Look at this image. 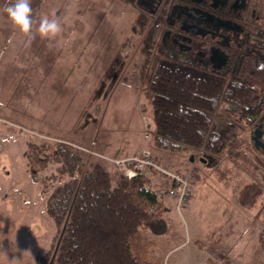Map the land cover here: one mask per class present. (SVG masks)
Listing matches in <instances>:
<instances>
[{
	"label": "rangeland",
	"instance_id": "1",
	"mask_svg": "<svg viewBox=\"0 0 264 264\" xmlns=\"http://www.w3.org/2000/svg\"><path fill=\"white\" fill-rule=\"evenodd\" d=\"M14 3L0 0V246L21 264H53L46 257L59 230L46 204L69 177L47 156L66 142L87 162L101 158L117 173L114 159L152 154L143 37L134 29L138 11L121 0H30V34L8 19L4 9ZM45 16L58 20L61 33L39 35ZM166 162L190 178V196L182 215L170 199L161 202L167 236L144 230L154 255L165 264H264V196L252 208L239 202L243 186L260 176L227 158L219 169L188 153ZM0 264H8L3 255Z\"/></svg>",
	"mask_w": 264,
	"mask_h": 264
},
{
	"label": "trees",
	"instance_id": "2",
	"mask_svg": "<svg viewBox=\"0 0 264 264\" xmlns=\"http://www.w3.org/2000/svg\"><path fill=\"white\" fill-rule=\"evenodd\" d=\"M121 1L139 13L134 29L143 37L140 76L152 105L151 156L165 166L167 160L188 153L213 169L227 158L260 176L239 193L240 205L254 207L264 196V169L254 157L264 161V148L251 136L252 131L264 136V31H249L241 47L229 49L230 68L205 69L202 63L181 60L165 45L171 0ZM115 83L107 87L106 96ZM77 148L61 142L47 156L69 180L47 199L59 233L46 258L53 264H165L144 234L168 232L163 203L147 179L112 173L101 158L87 162ZM259 241L264 250V229Z\"/></svg>",
	"mask_w": 264,
	"mask_h": 264
},
{
	"label": "flooded vegetation",
	"instance_id": "3",
	"mask_svg": "<svg viewBox=\"0 0 264 264\" xmlns=\"http://www.w3.org/2000/svg\"><path fill=\"white\" fill-rule=\"evenodd\" d=\"M263 14L264 0H171L164 42L183 61L230 68L229 49L241 47L249 31H264Z\"/></svg>",
	"mask_w": 264,
	"mask_h": 264
},
{
	"label": "built area",
	"instance_id": "4",
	"mask_svg": "<svg viewBox=\"0 0 264 264\" xmlns=\"http://www.w3.org/2000/svg\"><path fill=\"white\" fill-rule=\"evenodd\" d=\"M113 164L117 173L125 178L143 176L159 202L164 198L170 199L172 209L182 215L190 196V178L187 175L163 166L148 152L116 158Z\"/></svg>",
	"mask_w": 264,
	"mask_h": 264
},
{
	"label": "clouds",
	"instance_id": "5",
	"mask_svg": "<svg viewBox=\"0 0 264 264\" xmlns=\"http://www.w3.org/2000/svg\"><path fill=\"white\" fill-rule=\"evenodd\" d=\"M4 11L12 24L24 34H30L32 31V8L30 0H15V3L6 6ZM62 28L57 19L45 16L39 22L38 33L42 38L55 37L61 33ZM30 43V42H29ZM27 253V252H25ZM0 255H3L8 264H21V259L13 257L8 258L7 252L0 246Z\"/></svg>",
	"mask_w": 264,
	"mask_h": 264
},
{
	"label": "water",
	"instance_id": "6",
	"mask_svg": "<svg viewBox=\"0 0 264 264\" xmlns=\"http://www.w3.org/2000/svg\"><path fill=\"white\" fill-rule=\"evenodd\" d=\"M256 135H257V137L253 136V140L255 141L256 146L259 147V146L262 145V147L264 148V144L260 141V139H259V137H258V136L260 135V133L257 132ZM191 160H192V161L194 160V156H193V155L191 156ZM201 160H202V161H205V160H203V159H201ZM64 230H65V228L63 229L62 235H63V233H64ZM62 235H61V237H62ZM61 237H60V239H59V243H60ZM59 243H58L57 246H56V249H55V255H56V252H57V250H58ZM55 255H54V256H55Z\"/></svg>",
	"mask_w": 264,
	"mask_h": 264
},
{
	"label": "crops",
	"instance_id": "7",
	"mask_svg": "<svg viewBox=\"0 0 264 264\" xmlns=\"http://www.w3.org/2000/svg\"><path fill=\"white\" fill-rule=\"evenodd\" d=\"M165 211H166V208H165ZM235 216H238V213H236V215ZM165 218V217H164ZM168 223V222H167ZM235 225V224H234ZM237 226V225H236ZM169 223H168V230H169ZM215 231V230H214ZM150 232V231H149ZM193 234H195V232L193 231L192 232ZM152 234V233H151ZM167 234H168V232L166 233V234H164V235H162V236H158V237H160V238H162L161 240H164L163 238L164 237H166L167 236ZM260 242V241H259Z\"/></svg>",
	"mask_w": 264,
	"mask_h": 264
}]
</instances>
